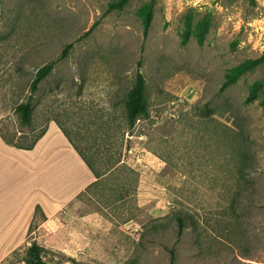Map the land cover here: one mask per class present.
I'll list each match as a JSON object with an SVG mask.
<instances>
[{
    "label": "rangeland",
    "instance_id": "1",
    "mask_svg": "<svg viewBox=\"0 0 264 264\" xmlns=\"http://www.w3.org/2000/svg\"><path fill=\"white\" fill-rule=\"evenodd\" d=\"M118 2L0 0L1 137L27 146L56 123L103 173L52 212L35 207L0 264H23L33 241L51 264H170L171 247L175 264H264V63L219 91L264 52V0ZM69 43L21 124L15 106ZM139 58L147 114L129 126ZM51 146L41 193L75 190L84 168L70 157L64 170Z\"/></svg>",
    "mask_w": 264,
    "mask_h": 264
},
{
    "label": "crops",
    "instance_id": "2",
    "mask_svg": "<svg viewBox=\"0 0 264 264\" xmlns=\"http://www.w3.org/2000/svg\"><path fill=\"white\" fill-rule=\"evenodd\" d=\"M56 144L60 147L57 159H63L64 170L71 157L82 165L87 179L75 190L71 191L69 180L53 192L49 190L44 194L41 193V171L51 167V158L55 156L50 152L51 145ZM69 167L72 172L70 163ZM94 180V175L56 123L48 125L31 149L9 144L0 135V256L15 248L27 235L35 207L48 214ZM52 224L56 223L48 218L43 226Z\"/></svg>",
    "mask_w": 264,
    "mask_h": 264
},
{
    "label": "trees",
    "instance_id": "3",
    "mask_svg": "<svg viewBox=\"0 0 264 264\" xmlns=\"http://www.w3.org/2000/svg\"><path fill=\"white\" fill-rule=\"evenodd\" d=\"M126 0H119L118 5L122 6L123 3H125ZM151 20V7L148 8L146 17L144 20V27L143 31L144 34H146ZM71 43L67 44L62 52L60 53L59 57L55 60H52L44 65H42L38 70L36 71L34 78L30 85V94L28 95V98L25 101H22L18 103L15 106V111L19 115V119L21 124L23 125H30L31 119H32V111H33V93L37 90V87L39 83L52 71L53 67L55 66L56 62L62 58H64L70 48ZM264 63V52L259 55L258 57H255L253 59L248 60L247 62L243 63L240 68L237 71H233L228 75V78L221 84L219 87V91L224 90L231 82L235 81L239 75L242 73ZM137 69L134 77V82L128 91L126 101H125V111H126V119L129 124V126L134 125L135 121L138 119L141 115L147 114V99H146V80L145 77L140 70L142 66V59L139 58L137 61ZM64 132V130H62ZM45 129L37 135V137L34 138V140L27 146H19L16 144H13L7 140H5L7 143L15 145L17 147H21L24 149H31L36 141L44 134ZM64 134L69 139L72 146L76 149L80 157L83 159L89 170L92 172V174L95 177V180L91 183L96 182L103 173L98 171L95 166L93 165L92 161L83 153L81 149L75 145L70 137H68L67 133L64 132ZM90 183V184H91ZM89 184V185H90ZM39 208V207H36ZM176 223H177V238H179L185 228V219L180 214H177L175 217ZM45 248L38 244L37 242L33 241L31 244L27 247L25 257L23 259V264H51L44 258V252ZM169 252V260L170 264H175L176 261V255L175 250L173 247L168 249ZM73 260V259H70ZM73 262H75L73 260ZM85 264H91V263H85Z\"/></svg>",
    "mask_w": 264,
    "mask_h": 264
}]
</instances>
